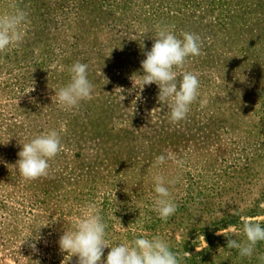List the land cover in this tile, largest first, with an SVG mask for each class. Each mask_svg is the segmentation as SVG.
<instances>
[{
    "label": "rangeland",
    "instance_id": "obj_1",
    "mask_svg": "<svg viewBox=\"0 0 264 264\" xmlns=\"http://www.w3.org/2000/svg\"><path fill=\"white\" fill-rule=\"evenodd\" d=\"M12 5L28 22L23 42L0 53V264H78L58 241L88 204L110 246L160 236L182 264H261L264 241L241 257L217 233L239 241L242 218L264 226V0H0V14ZM158 25L204 41L177 69L198 74L200 89L175 124L158 86L131 80ZM77 61L94 92L66 110L51 98ZM50 130L63 150L47 176L25 181L18 152ZM161 154L172 158L154 166ZM158 174L175 181L167 221L152 210Z\"/></svg>",
    "mask_w": 264,
    "mask_h": 264
},
{
    "label": "clouds",
    "instance_id": "obj_2",
    "mask_svg": "<svg viewBox=\"0 0 264 264\" xmlns=\"http://www.w3.org/2000/svg\"><path fill=\"white\" fill-rule=\"evenodd\" d=\"M12 7L14 11L0 14V53L18 47L25 39L24 27L28 22V14L15 5ZM203 43L201 36L196 33L182 32L177 36L168 26L158 25L151 50L144 53L146 58L141 61L143 74L131 77L134 89L142 91L146 85L158 86V101L170 110L169 119L173 124L186 119L190 106L197 101L200 89L198 74L178 72L177 69H183L190 57L202 55ZM87 70V64L75 62L69 69V82L55 91L51 99L55 98L57 104L66 110L77 108L82 101L92 99L94 85L88 79ZM117 89L120 90L121 103L126 98L121 94L125 90ZM33 90L32 88L30 91ZM139 99L140 95L137 94L136 100ZM62 150L59 134L50 130L23 143L15 165L25 181H34L48 175L49 161ZM171 158V154H161L155 158L154 166L163 165ZM176 163L183 165L182 160H177ZM173 183L175 181H166L163 175L154 177L152 210L163 221H167L177 210L169 188ZM219 214L222 215L220 212ZM242 219L243 239L238 241L221 231L217 234L228 238V249L238 250L241 257H252L256 245L264 241V226L260 222ZM106 228L99 210L94 204H88L73 230H65L59 238L60 251L67 253L70 258L77 256L78 264H182L184 257L174 253L168 242L160 236H139L131 242L110 246L106 240ZM227 230L234 233L237 231L234 228ZM41 238L37 235L34 241ZM30 247L33 251H38L35 242ZM105 248H110V251L106 259H102ZM258 260L264 264V255L259 256Z\"/></svg>",
    "mask_w": 264,
    "mask_h": 264
}]
</instances>
